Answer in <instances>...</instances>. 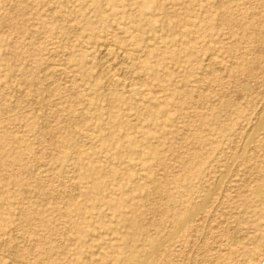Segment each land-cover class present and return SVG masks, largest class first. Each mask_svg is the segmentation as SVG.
<instances>
[{
  "label": "rangeland",
  "instance_id": "374dc122",
  "mask_svg": "<svg viewBox=\"0 0 264 264\" xmlns=\"http://www.w3.org/2000/svg\"><path fill=\"white\" fill-rule=\"evenodd\" d=\"M263 106L264 0H0V264H264Z\"/></svg>",
  "mask_w": 264,
  "mask_h": 264
},
{
  "label": "bare ground",
  "instance_id": "6f19581e",
  "mask_svg": "<svg viewBox=\"0 0 264 264\" xmlns=\"http://www.w3.org/2000/svg\"><path fill=\"white\" fill-rule=\"evenodd\" d=\"M27 15V14H26ZM105 47V46H104ZM103 47V48H104ZM107 47V46H106ZM105 47V50H103L104 51V53L106 54V57L110 54V48H106ZM117 49V48H116ZM112 50V49H111ZM126 54V53H125ZM129 54V53H128ZM124 57V56H123ZM217 57V56H216ZM101 59V58H100ZM211 59V58H210ZM106 61V60H105ZM49 66H51V65H49ZM60 66V65H59ZM52 67V66H51ZM55 67V66H54ZM64 67V66H63ZM47 68H49V67H47ZM56 68H57V66H56ZM102 68V67H101ZM53 69V68H52ZM49 70V69H48ZM47 70V71H48ZM49 72V71H48ZM60 72V70L59 69H55L54 68V70H53V74L54 75H56L57 73H59ZM43 73V72H42ZM45 73V72H44ZM62 73V72H61ZM58 76V75H57ZM55 82V81H54ZM248 83V82H247ZM25 91V90H24ZM239 98V97H238ZM241 98V97H240ZM264 107V106H263ZM263 109V108H262ZM251 131V130H250ZM252 132V131H251ZM247 151V150H246ZM240 152V151H239ZM250 152V151H249ZM241 158H242V156H241ZM221 177V176H220ZM222 178V177H221ZM230 179V178H229ZM231 184V183H230ZM80 194V193H79ZM214 194V193H213ZM187 195V198L188 199H190V200H193L192 198H191V196H190V193H187L186 194ZM202 215H204V214H202ZM203 220V219H202ZM200 220H198V222H199ZM264 223V222H263ZM199 224V223H198ZM198 226V225H197ZM243 230V229H242ZM246 230V229H245ZM243 234V233H242ZM238 238V237H237ZM244 239V238H243ZM238 240V239H237ZM203 243V242H202ZM236 244V243H235ZM3 247V246H2ZM15 249V248H14ZM12 250V249H11ZM14 252V251H13ZM17 252V251H16ZM21 255H22V253H21ZM15 256V255H14ZM17 258V257H16ZM16 260V259H15ZM13 261V260H12ZM17 261V260H16ZM15 264V263H14ZM17 264V263H16ZM29 264V263H28Z\"/></svg>",
  "mask_w": 264,
  "mask_h": 264
}]
</instances>
